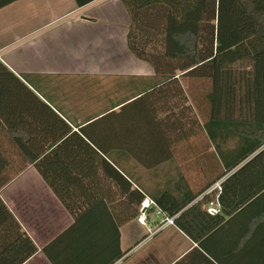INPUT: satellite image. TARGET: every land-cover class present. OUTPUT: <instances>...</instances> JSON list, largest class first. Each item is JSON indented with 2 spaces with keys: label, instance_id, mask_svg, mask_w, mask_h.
I'll use <instances>...</instances> for the list:
<instances>
[{
  "label": "crops",
  "instance_id": "crops-1",
  "mask_svg": "<svg viewBox=\"0 0 264 264\" xmlns=\"http://www.w3.org/2000/svg\"><path fill=\"white\" fill-rule=\"evenodd\" d=\"M169 2L182 0H0V197L37 246L22 264H264L260 201L197 241L175 224L150 234L159 217L139 223L129 198L128 182L153 197L196 191L222 169L213 157L136 154L168 146L145 134L157 94L139 97L156 73L127 36L135 6ZM204 198L205 209L217 191L191 204ZM3 233L0 259H17L21 238Z\"/></svg>",
  "mask_w": 264,
  "mask_h": 264
},
{
  "label": "trees",
  "instance_id": "trees-1",
  "mask_svg": "<svg viewBox=\"0 0 264 264\" xmlns=\"http://www.w3.org/2000/svg\"><path fill=\"white\" fill-rule=\"evenodd\" d=\"M88 1L92 0H77L79 5ZM135 7L128 47L156 73L139 97L157 94L154 104L158 110L150 113L152 127L145 134L157 144L165 140L168 146L137 149V156H177L174 146L202 129L205 151L197 149L194 156L213 157L222 168L196 191L183 185L150 197L197 241L221 224L224 215L244 211L257 201L262 204L258 215L264 214V0H182ZM139 11H148L147 18L141 19ZM198 82L208 85L199 97L192 93ZM251 156L222 181L220 213L209 214L204 209L207 198L191 204ZM25 158L38 160L36 155ZM36 166L40 170L38 161ZM5 183L1 181L0 187ZM135 183L133 190L128 182L129 198L140 205L150 191ZM11 231L21 238L23 250L17 259H0V264H22L37 251L0 197V233Z\"/></svg>",
  "mask_w": 264,
  "mask_h": 264
},
{
  "label": "built area",
  "instance_id": "built-area-1",
  "mask_svg": "<svg viewBox=\"0 0 264 264\" xmlns=\"http://www.w3.org/2000/svg\"><path fill=\"white\" fill-rule=\"evenodd\" d=\"M221 184L222 180H217L212 185V188L217 191V198L215 201H212L207 205L206 210L209 214H218L221 212V205L218 200L219 193L222 189ZM153 211L159 217V220L157 223V227L149 230L150 234H154V232L161 231L170 225H174V217L166 215L158 206L157 202L147 195L143 198L139 205L137 216L138 222L143 225H147L150 221Z\"/></svg>",
  "mask_w": 264,
  "mask_h": 264
},
{
  "label": "rangeland",
  "instance_id": "rangeland-1",
  "mask_svg": "<svg viewBox=\"0 0 264 264\" xmlns=\"http://www.w3.org/2000/svg\"><path fill=\"white\" fill-rule=\"evenodd\" d=\"M138 60V59H137ZM208 87L205 82L198 83V85L194 84L192 88V93H196V95H200L203 93V91ZM199 97V96H197ZM191 99V98H190ZM190 101V100H189ZM207 141L205 134L202 132V129L197 132L194 136H192L189 139H184L182 145H180L177 148L178 155H188V156H194L196 155V150H203V147ZM192 142V144H190ZM205 142V143H204Z\"/></svg>",
  "mask_w": 264,
  "mask_h": 264
}]
</instances>
